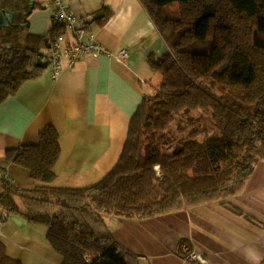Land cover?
I'll return each mask as SVG.
<instances>
[{
    "label": "trees",
    "instance_id": "trees-1",
    "mask_svg": "<svg viewBox=\"0 0 264 264\" xmlns=\"http://www.w3.org/2000/svg\"><path fill=\"white\" fill-rule=\"evenodd\" d=\"M142 2L169 48L149 55L161 79L132 117L115 167L93 184H56L61 145L53 125L37 143L7 151L33 187L17 185L0 167V213L45 229L61 264H140L106 216L142 221L202 204L231 211L264 160V0ZM29 6L20 5L25 13L16 7L14 24L0 28V104L47 67L48 38L62 29L27 31ZM189 112H207L213 130L176 123ZM191 242L182 238L177 254L188 259ZM0 264L23 262L0 241Z\"/></svg>",
    "mask_w": 264,
    "mask_h": 264
},
{
    "label": "crops",
    "instance_id": "crops-1",
    "mask_svg": "<svg viewBox=\"0 0 264 264\" xmlns=\"http://www.w3.org/2000/svg\"><path fill=\"white\" fill-rule=\"evenodd\" d=\"M65 1L80 19L79 24L86 32L85 39L93 34L112 55L85 56L74 67L65 68L57 78L53 77L47 64L37 76L26 80L1 102L0 167L4 171L1 174L25 188L33 187L30 173L9 161L7 151L37 143L41 131L50 125L58 130L61 145L55 167L56 184H93L109 173L122 155L131 119L144 95L151 93L161 79L158 78L159 71L150 65L149 55H162L169 48L142 0ZM0 2L15 14L17 5L19 11L25 13L20 5L24 9L27 3L30 4L25 14L30 33L45 35L56 26L62 27L60 31H65L68 40L72 39L73 34L54 21L51 0ZM19 14L20 17L23 15ZM123 49L129 56L121 61L116 56ZM155 73L158 82L154 80ZM242 196L243 192L231 203L241 207ZM256 197L257 204L264 203V190L257 192ZM256 217L264 223V218ZM6 219L4 237L0 241L12 258L23 264L62 263V257L51 247L45 229L33 226L14 213ZM105 219L116 239L140 255V264H215V256L228 264L232 263L231 259L235 260L231 255L234 251L229 229L231 211L217 204H202L142 221L117 216H106ZM126 224L130 232L126 231ZM243 224L245 228L236 231L247 247L264 236V226L260 228L248 221ZM139 230L148 236L160 233L158 241L154 238L156 246H147L154 256L144 253L132 239L131 234L139 235ZM184 237L192 241L193 251L199 254V259L190 260L193 251L188 259L177 254L179 241ZM184 247L187 249L186 244ZM259 260L256 259L255 264Z\"/></svg>",
    "mask_w": 264,
    "mask_h": 264
},
{
    "label": "rangeland",
    "instance_id": "rangeland-1",
    "mask_svg": "<svg viewBox=\"0 0 264 264\" xmlns=\"http://www.w3.org/2000/svg\"><path fill=\"white\" fill-rule=\"evenodd\" d=\"M158 78H161L160 71L158 72ZM156 79H157V75L155 73L154 80ZM158 81L159 79L156 80V82ZM185 116L186 117L178 118L176 123H179V124L186 123L188 126L190 124L197 125V126H200L201 128H207L210 130H213L214 128L212 119L207 112H197V113L189 112ZM193 116H196V119H197L196 121L194 120ZM176 125L178 124H174L173 131L177 130ZM212 132L213 131H211V133ZM263 190H264V160L260 161L253 175L251 176L249 181H247V183L244 186L243 196L241 197V203H240L241 207H238L231 203V219H230L231 226L229 227V229H231V249L234 248L233 249L234 251L233 253H231V255L235 258V260L231 259L232 261L231 264H255L256 259L264 258V236L260 239V241H256L252 246L247 247V245H244L240 236L237 234L238 231H236L237 229L239 228L241 229L242 227H244L243 226L244 221H248L260 228L264 226L263 219L259 220V218L256 217V215H259L262 218H264V203L260 202L261 204H257L259 202H255V199H258L256 197L257 192H262ZM245 215H248V216H245ZM222 219H228V217H222ZM127 226L128 225L126 224L125 225L126 231L130 232ZM138 234L139 235L131 234L132 239L134 240L135 244L139 246L140 248H143L144 253L148 254L150 257L154 256L151 249H149L147 246H150V245L156 246L154 242V238L158 241L161 238L160 233L159 232L151 233V236H148V235H144L139 230ZM156 249L159 250L160 248L157 247ZM130 251L140 256L136 252L132 250ZM212 251L216 252L214 250ZM214 261H215V264H228V263H225L224 260H222L220 257H217V256L214 257Z\"/></svg>",
    "mask_w": 264,
    "mask_h": 264
},
{
    "label": "built area",
    "instance_id": "built-area-1",
    "mask_svg": "<svg viewBox=\"0 0 264 264\" xmlns=\"http://www.w3.org/2000/svg\"><path fill=\"white\" fill-rule=\"evenodd\" d=\"M54 8L53 19L63 24L73 35L68 40L65 31L48 38L49 50L46 62L54 78H57L65 68H72L83 57L88 55L112 54L99 44L93 34L86 40V32L80 26V19L68 7L65 0H51ZM129 56L126 49L119 51L116 58L124 61ZM6 225V216L0 213V238L4 237L3 227ZM196 252L190 254L191 260L199 259Z\"/></svg>",
    "mask_w": 264,
    "mask_h": 264
},
{
    "label": "water",
    "instance_id": "water-1",
    "mask_svg": "<svg viewBox=\"0 0 264 264\" xmlns=\"http://www.w3.org/2000/svg\"><path fill=\"white\" fill-rule=\"evenodd\" d=\"M33 5H31V8ZM30 13V11H29ZM15 11L7 7H3L0 2V28H7L10 25L14 24ZM38 61V65H39Z\"/></svg>",
    "mask_w": 264,
    "mask_h": 264
}]
</instances>
